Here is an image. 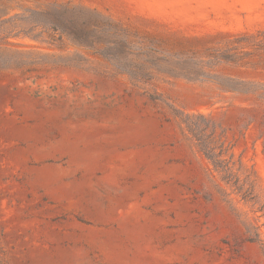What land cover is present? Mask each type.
<instances>
[{
	"label": "rangeland",
	"instance_id": "1",
	"mask_svg": "<svg viewBox=\"0 0 264 264\" xmlns=\"http://www.w3.org/2000/svg\"><path fill=\"white\" fill-rule=\"evenodd\" d=\"M0 264H264V0H0Z\"/></svg>",
	"mask_w": 264,
	"mask_h": 264
}]
</instances>
